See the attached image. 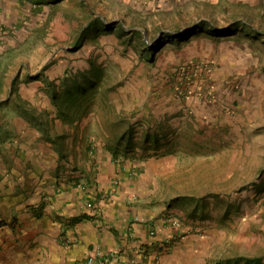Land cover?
Returning <instances> with one entry per match:
<instances>
[{
  "label": "rangeland",
  "instance_id": "obj_1",
  "mask_svg": "<svg viewBox=\"0 0 264 264\" xmlns=\"http://www.w3.org/2000/svg\"><path fill=\"white\" fill-rule=\"evenodd\" d=\"M239 1L0 0V149L15 117L168 108L161 122L211 137L201 145L187 128L179 139L163 183L185 208L178 222L222 235L225 264H264V5ZM28 79L44 99L21 95Z\"/></svg>",
  "mask_w": 264,
  "mask_h": 264
},
{
  "label": "crops",
  "instance_id": "obj_2",
  "mask_svg": "<svg viewBox=\"0 0 264 264\" xmlns=\"http://www.w3.org/2000/svg\"><path fill=\"white\" fill-rule=\"evenodd\" d=\"M25 82L23 97H46ZM115 109V117L106 105L12 120L16 134L0 149V264H86L89 255L106 264H225L223 236L176 226L185 208L172 201V181L163 184L185 129L202 125L161 122L168 108L143 107L134 117ZM200 136L208 145L209 131Z\"/></svg>",
  "mask_w": 264,
  "mask_h": 264
},
{
  "label": "built area",
  "instance_id": "obj_3",
  "mask_svg": "<svg viewBox=\"0 0 264 264\" xmlns=\"http://www.w3.org/2000/svg\"><path fill=\"white\" fill-rule=\"evenodd\" d=\"M182 75H185L187 76L188 73H185V71L183 69H181L180 73H179V76H182ZM87 207H91V204H87L86 205ZM175 224L176 226H178L179 228L182 227L181 223L178 222V221H175ZM181 229V228H180ZM94 263H97V264H106L103 260H100L98 258V256H92V255H89L87 257V260H86V264H94Z\"/></svg>",
  "mask_w": 264,
  "mask_h": 264
},
{
  "label": "trees",
  "instance_id": "obj_4",
  "mask_svg": "<svg viewBox=\"0 0 264 264\" xmlns=\"http://www.w3.org/2000/svg\"><path fill=\"white\" fill-rule=\"evenodd\" d=\"M159 42H157L155 45H153L152 47H150L149 49H151L152 51H151V57L153 58L154 56H155V54L157 53V52H159V50L161 49V47H163L164 45L162 44V45H160V44H158ZM158 46V47H157ZM155 48V49H154ZM256 260H258V259H255V261ZM256 262H259V260L258 261H256Z\"/></svg>",
  "mask_w": 264,
  "mask_h": 264
}]
</instances>
